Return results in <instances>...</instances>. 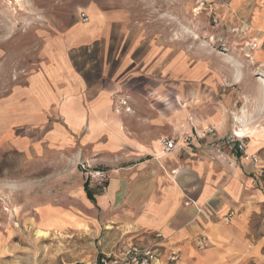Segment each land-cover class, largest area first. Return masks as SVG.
Returning <instances> with one entry per match:
<instances>
[{
	"label": "crops",
	"instance_id": "1",
	"mask_svg": "<svg viewBox=\"0 0 264 264\" xmlns=\"http://www.w3.org/2000/svg\"><path fill=\"white\" fill-rule=\"evenodd\" d=\"M166 2L189 12L199 2L218 21L217 65L208 52L194 64L183 53L177 97L168 35L124 31L118 65L104 62L94 78L76 68L70 55L77 48L102 42L104 51L115 50L108 36L116 20L91 0L81 11L88 21L72 23L60 49L17 87L21 98L13 93L0 104V153L9 162L22 157L24 175L8 177V185L20 187L8 188L10 198L21 192L31 231L70 243V257L60 264L130 244L146 247L155 234L164 239L163 262L174 249L178 264H264V175L249 160L213 156L199 143L205 127L218 139L242 132L246 153L264 167V0ZM190 82L200 88L197 97ZM169 139L176 147L165 153ZM80 161L105 170L101 188L85 182ZM43 164L50 172L37 179L33 171ZM201 237L207 244L198 249Z\"/></svg>",
	"mask_w": 264,
	"mask_h": 264
},
{
	"label": "rangeland",
	"instance_id": "2",
	"mask_svg": "<svg viewBox=\"0 0 264 264\" xmlns=\"http://www.w3.org/2000/svg\"><path fill=\"white\" fill-rule=\"evenodd\" d=\"M96 2L99 8L106 12V16L112 15L116 20L108 36L111 41L113 40L112 48L115 50H110V53L107 46L104 51L102 42H98L94 46L77 48L71 53L73 64L86 77L94 78L100 75L99 67L108 60L113 68L120 63L117 48L119 37L124 31L143 33L146 37L153 35L163 38L168 35L169 38H174L175 97L183 89V85L177 79L178 71L187 63L184 59L180 61L183 53L190 56L188 59L194 64L201 58V54L208 52V61L217 65L218 21L214 23L212 17L200 7L199 2L198 7L195 6L190 12L177 4L174 8L170 5L168 8L166 0H96ZM91 5V0H0V104H5V98L13 93L19 95L17 87H23L27 77L38 70L41 64L47 62L46 59L52 57L53 52L60 49L61 36L73 22H82L81 11L87 12ZM119 11L124 12L121 18L117 13ZM122 21H128L127 29H124ZM219 49L221 50L220 47ZM108 75L112 73L109 72ZM190 85L188 89L197 97L198 93L193 92H199L200 88L192 85V82ZM208 129L213 128H204L205 136L199 142L201 148L213 156L231 157L229 148L221 146V141L218 142L214 130L211 134H206ZM192 138L189 137L190 141ZM218 148L221 150L220 153ZM224 150H227L226 155ZM13 157L14 161L9 162L7 153H0V264H60L70 257L72 252L69 248L70 243L48 237L49 232L43 229L36 231L43 230L48 232V235L37 237L36 231H31V227L26 225L28 217L24 214L28 211L23 208L25 202L20 199L21 192L15 193L20 200L10 198L13 194L8 192V188L20 187L8 185L7 179L16 182L24 178L20 169L22 157L17 155ZM49 172L47 164L40 165L33 171L37 179L43 178L42 175ZM21 208L24 209L23 212ZM81 241L83 242V238Z\"/></svg>",
	"mask_w": 264,
	"mask_h": 264
},
{
	"label": "built area",
	"instance_id": "3",
	"mask_svg": "<svg viewBox=\"0 0 264 264\" xmlns=\"http://www.w3.org/2000/svg\"><path fill=\"white\" fill-rule=\"evenodd\" d=\"M80 19L83 23L88 21V17L84 13H80ZM213 22L216 23V20L213 19ZM255 46L252 45V49ZM213 129H208L206 134H211ZM221 141V146H226L229 148L231 156L241 157L244 160L251 161L255 166H257V176L261 177L264 175V167L259 164L258 157L256 155H248L246 153L247 149V138L246 136H238V132H232L230 136L225 138L218 139V142ZM163 150L165 153H169L176 147V142L172 139L163 140L162 142ZM221 146H218L221 148ZM218 148V153L221 152ZM78 167L84 175L85 182L91 186L101 188L107 180L106 172L103 169L97 168L85 161H80ZM230 214L225 218L228 221ZM154 238L156 239L151 245L142 247L136 244L126 245L118 249L114 253L110 254H101L97 258L89 261L79 262L76 264H178L180 261V254L177 250L171 249L165 261L163 262L162 254L159 250L161 247V242L164 240L161 234H155ZM207 244V239L201 237L195 241L196 248H203Z\"/></svg>",
	"mask_w": 264,
	"mask_h": 264
},
{
	"label": "bare ground",
	"instance_id": "4",
	"mask_svg": "<svg viewBox=\"0 0 264 264\" xmlns=\"http://www.w3.org/2000/svg\"><path fill=\"white\" fill-rule=\"evenodd\" d=\"M238 136L243 137L244 136V133L238 132ZM36 235H37V237H46L47 233L44 232V231H42V230H39V231H36Z\"/></svg>",
	"mask_w": 264,
	"mask_h": 264
},
{
	"label": "trees",
	"instance_id": "5",
	"mask_svg": "<svg viewBox=\"0 0 264 264\" xmlns=\"http://www.w3.org/2000/svg\"><path fill=\"white\" fill-rule=\"evenodd\" d=\"M84 190H85V192H86L88 198H91V197H92V192H91V190H89V189L87 188V184L84 185Z\"/></svg>",
	"mask_w": 264,
	"mask_h": 264
}]
</instances>
